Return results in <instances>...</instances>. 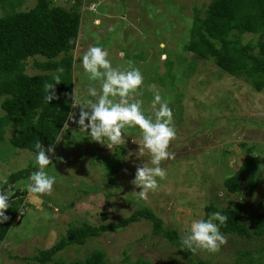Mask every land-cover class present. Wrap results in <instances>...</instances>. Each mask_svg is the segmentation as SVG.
<instances>
[{
  "label": "rangeland",
  "instance_id": "obj_1",
  "mask_svg": "<svg viewBox=\"0 0 264 264\" xmlns=\"http://www.w3.org/2000/svg\"><path fill=\"white\" fill-rule=\"evenodd\" d=\"M77 1L82 14L79 47L71 53L77 99L87 107L86 101L94 99L88 89H100L101 82L91 81L82 67V55L90 46L106 50L114 68L139 69L143 84L130 93V102L141 101L143 114L154 120L150 86H156L173 113L176 137L169 151L175 158L161 163L166 177L157 178V190L141 199L131 194L140 189L130 182L142 161L129 154L138 151L133 140H142L140 129H123L124 143L111 150L68 121L69 128L55 143V157L49 153L53 165L45 169L56 177L52 193L28 200L31 175L14 184L24 203L0 246V264H39L34 260L39 251L68 236L72 225L115 224L144 207L180 238L193 220H206L211 204L227 209L241 203L240 219L253 229L264 208V89L257 92L245 78L230 76L186 50L196 9L203 15L212 0H53V5L70 9ZM15 4L16 11H29L36 0ZM10 11L0 5V17ZM250 40L257 42V36L246 35L243 41ZM37 60L46 61L30 58L27 74L43 73L35 67ZM72 112L78 120L80 108ZM17 130L6 129L7 140L0 144V188L13 172L29 166L38 170L34 153L8 141ZM149 159L146 153L143 160ZM233 176L241 182L239 193H230L225 186ZM224 236L227 243L219 251L192 254L183 245L154 235L153 224L142 220L123 231L90 238L85 245L71 244L59 258L69 263L103 250L106 264H133L139 259L153 264H264V238Z\"/></svg>",
  "mask_w": 264,
  "mask_h": 264
},
{
  "label": "trees",
  "instance_id": "obj_2",
  "mask_svg": "<svg viewBox=\"0 0 264 264\" xmlns=\"http://www.w3.org/2000/svg\"><path fill=\"white\" fill-rule=\"evenodd\" d=\"M17 0H0L3 8L11 7L10 12L0 17V144L7 140L6 129H18L8 141L13 147L36 153L34 144L39 140L45 148L55 144L63 125L72 112V100L65 94L74 92L72 52L79 40L81 1L70 9L53 5V0H36L29 11H16ZM246 35L257 36V42L244 43ZM186 50L196 57L210 60L224 73L245 78L255 91L264 89V0H212L202 15L196 9L190 42ZM62 58L58 59L60 56ZM43 57L46 61H36L35 67L43 73L31 76L26 73L30 58ZM63 68V73H57ZM59 74L61 83L56 85L58 100L50 104L44 99V84L54 83L53 76ZM29 166L13 172L8 177V184H3L0 191L7 190L9 184L28 179L33 171ZM230 193L242 191L238 176L225 182ZM10 197V208L6 215L10 219L0 224V246L7 238L20 214L24 199L19 190ZM243 210L241 203L232 208L220 209L211 204L206 207L207 216L220 212L227 216V221L220 226L223 235H234L244 239L264 238V208L257 215L254 228L240 219ZM106 218V216H104ZM147 220L153 224L154 235H163L171 244L181 247L179 233L167 228L163 220L148 207L137 210L131 216L115 224L101 226L83 223L72 225L68 236L49 249L39 251L34 260L39 264H106L103 250L93 251L87 258L66 262L59 258L71 244L85 245L90 238L101 236L111 231H123L134 223ZM216 223L219 224L217 221ZM73 237L70 241L69 238ZM133 264H153L149 260L139 259ZM197 264H204L199 262Z\"/></svg>",
  "mask_w": 264,
  "mask_h": 264
},
{
  "label": "clouds",
  "instance_id": "obj_3",
  "mask_svg": "<svg viewBox=\"0 0 264 264\" xmlns=\"http://www.w3.org/2000/svg\"><path fill=\"white\" fill-rule=\"evenodd\" d=\"M70 44L76 40H70ZM109 53L101 47L90 46L82 55V67L91 81H100L99 91L95 87L88 89V95L94 99L86 101L87 107L82 105L77 99L75 90L73 93L65 95L73 102L71 108H80L79 119L76 120L75 113L70 112L67 122L63 125V130L69 128L68 121L77 123L79 130L86 132L91 141L105 145L113 150L124 143L123 129L128 127H138L142 133V140L137 143L138 151L129 153L135 155L142 163L136 166L134 179L131 184L139 191H134L132 195L147 200L150 192H155L158 188V180L166 177V170L161 167L163 161L174 159V153L169 151L170 143L176 137V129L173 124V113L166 102L162 101L159 90L155 85L150 86L154 93L152 108L155 119L146 117L141 111V101L130 102V93L135 92L143 84V75L136 68L120 70L114 68L108 59ZM63 68H58L57 73H63ZM54 83L46 82L44 99L47 103L58 100L56 85L61 83L59 74L53 76ZM114 98H118L114 99ZM158 106V107H157ZM36 150L35 164L38 170L33 171L27 186V199L51 194L56 182L55 176H50L45 169L53 165L51 156L55 157V144L45 148L37 140L34 144ZM150 159L145 162V154ZM131 155V156H132ZM255 157V156H254ZM61 162L62 159H61ZM72 172V170H69ZM126 171V170H125ZM2 182L8 184L7 178ZM15 185L9 184L7 191H0V224L7 222L10 217L6 212L10 208V197L13 196ZM126 197V196H125ZM219 222L216 223V222ZM227 221V216L220 212L211 213L207 220H193L189 230L181 236V244L184 249L195 254L198 250L215 253L220 247L227 243L225 236L220 231V226Z\"/></svg>",
  "mask_w": 264,
  "mask_h": 264
},
{
  "label": "water",
  "instance_id": "obj_4",
  "mask_svg": "<svg viewBox=\"0 0 264 264\" xmlns=\"http://www.w3.org/2000/svg\"><path fill=\"white\" fill-rule=\"evenodd\" d=\"M69 240L72 241L73 240V237H70Z\"/></svg>",
  "mask_w": 264,
  "mask_h": 264
}]
</instances>
